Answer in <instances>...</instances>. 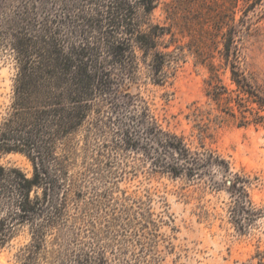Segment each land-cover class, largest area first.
Instances as JSON below:
<instances>
[{"label": "trees", "instance_id": "trees-1", "mask_svg": "<svg viewBox=\"0 0 264 264\" xmlns=\"http://www.w3.org/2000/svg\"><path fill=\"white\" fill-rule=\"evenodd\" d=\"M261 1H179L166 7L164 26L152 19L159 0H0V49L16 69L0 157L19 153L32 165L31 177L0 165V252L26 225L16 264H163L176 248L161 232L170 217L154 216L148 198L114 196L118 179L139 171L213 189L218 173L238 231L254 221L260 212L245 180L228 176L204 140L211 123L264 124V90L244 55L247 28L234 19ZM187 56L207 73L208 108L194 103L190 114L195 149L130 91L164 85Z\"/></svg>", "mask_w": 264, "mask_h": 264}, {"label": "rangeland", "instance_id": "rangeland-1", "mask_svg": "<svg viewBox=\"0 0 264 264\" xmlns=\"http://www.w3.org/2000/svg\"><path fill=\"white\" fill-rule=\"evenodd\" d=\"M179 1L182 7L191 4L189 0H159L152 14L153 22L168 26L171 21L166 7L172 8ZM234 19L235 23L243 21L247 28L244 55L264 90V0L236 10ZM15 71L13 56L6 48H1L0 116L10 103ZM168 72L170 77L164 85L147 84L140 89L132 87L130 91L139 92L151 103L164 129L184 136L187 144L195 149L199 143L198 122L190 114L194 103L208 108L203 94L206 69L187 56ZM223 79L227 82L226 76ZM209 126L210 137L204 140L206 147L228 163V176L245 180L248 198L260 212L254 221L246 220L242 231H238L232 219V198L218 173L214 174V179L220 181V187L213 189L203 181L172 179L139 171L118 179L114 196L125 192L131 198H148V207L154 216L165 211L170 217L172 223L161 232L171 238L176 248L165 257L163 264H264V124L237 127L233 123L219 126L211 123ZM0 165L6 169L17 168L27 177L32 175L30 161L19 153L3 154ZM28 239L25 225L0 252V264H16L13 255Z\"/></svg>", "mask_w": 264, "mask_h": 264}]
</instances>
